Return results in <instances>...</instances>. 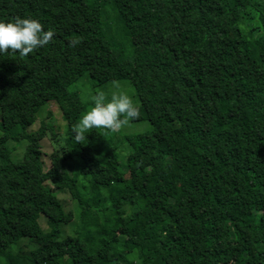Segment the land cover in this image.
Wrapping results in <instances>:
<instances>
[{
  "label": "trees",
  "instance_id": "16d2710c",
  "mask_svg": "<svg viewBox=\"0 0 264 264\" xmlns=\"http://www.w3.org/2000/svg\"><path fill=\"white\" fill-rule=\"evenodd\" d=\"M16 17L54 37L0 53V264H264V0H0V22ZM85 75L131 81L152 125L122 139L123 164L107 132L74 142ZM49 102L65 138L52 112L29 131ZM56 194L82 207L72 234Z\"/></svg>",
  "mask_w": 264,
  "mask_h": 264
},
{
  "label": "clouds",
  "instance_id": "9594fccd",
  "mask_svg": "<svg viewBox=\"0 0 264 264\" xmlns=\"http://www.w3.org/2000/svg\"><path fill=\"white\" fill-rule=\"evenodd\" d=\"M53 37L54 32L50 29L45 31L38 20L16 17L13 21L0 22V53H18L20 57H27L36 49L48 45ZM80 43V39H73L69 41V47ZM92 99L94 106L72 128L74 142L82 143L85 133L92 129L119 133L139 118V109L127 94L114 92L109 100L101 91Z\"/></svg>",
  "mask_w": 264,
  "mask_h": 264
},
{
  "label": "rangeland",
  "instance_id": "374dc122",
  "mask_svg": "<svg viewBox=\"0 0 264 264\" xmlns=\"http://www.w3.org/2000/svg\"><path fill=\"white\" fill-rule=\"evenodd\" d=\"M110 6L111 5L106 6L104 11L105 24L107 22L108 24H110V27H108L107 32L113 35L114 37L119 38L121 25L119 24L118 20H116L115 17H111ZM135 41L138 42L137 39ZM138 44L140 45V47L142 46L139 42ZM114 82L119 85L118 88L115 86ZM71 90L77 91L83 103L85 104L86 110L83 114H85L88 110H90L91 107L94 106V101L92 97L101 91L105 93L106 97L109 100L114 92L124 93L132 98L135 105L138 104V97L136 90L133 84L131 83V81L129 80L111 81L103 86H94L90 76L85 75L81 80H79L77 83L71 86ZM48 112H52V123L58 130H60L61 136L65 138V133L68 130V124L64 118V114L61 107L53 102H49L44 106V108L39 113L36 123L29 129V131L30 132L36 131L40 127L41 122L44 119V116ZM0 122H1V109H0ZM150 129H152V125L148 120H138V121H131L130 124L127 127L123 128L119 133H111L104 129H98V130H100L101 132H107L106 135L108 136V138H110L112 142L118 143L119 147H117V153H118L117 156L119 162L123 164L125 162L124 158L127 155V147L124 144L120 145L122 139L128 134L142 133ZM26 145H27L26 141L20 143H13V142L9 143V146L15 150L14 153L12 154V158L15 162L23 158ZM41 145L43 151V160L48 164L49 156L53 152V150L58 147V144L55 143L53 146V144L51 143V139L45 138L44 140H42ZM56 195L65 204L66 208L68 207L72 208L75 214L74 223L70 226H67L65 235L72 234L73 231L72 228H74L75 226L79 227L82 225L81 221L78 220L82 207L77 204V201L72 200L67 195L64 194H56ZM39 223L44 231L49 230L47 218L45 215H41L39 219Z\"/></svg>",
  "mask_w": 264,
  "mask_h": 264
}]
</instances>
